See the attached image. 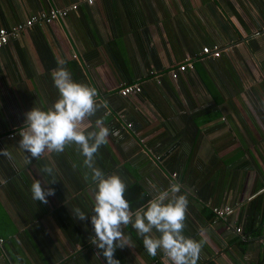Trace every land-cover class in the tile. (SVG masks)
I'll list each match as a JSON object with an SVG mask.
<instances>
[{"label":"crops","instance_id":"0c3cea01","mask_svg":"<svg viewBox=\"0 0 264 264\" xmlns=\"http://www.w3.org/2000/svg\"><path fill=\"white\" fill-rule=\"evenodd\" d=\"M51 12L0 47V151L13 157L0 155V264H106L91 240L94 185L78 146L30 164L17 150L24 114L59 98L58 66L97 89L104 106L87 130L103 118L119 131L95 166L125 181L132 211L151 199L148 180L179 183L183 234L203 244L197 264H264V0H0V29ZM133 84L139 93L118 94ZM35 179L55 189L47 204L32 199ZM123 231L132 246L116 250L120 264H170L130 224Z\"/></svg>","mask_w":264,"mask_h":264},{"label":"clouds","instance_id":"9594fccd","mask_svg":"<svg viewBox=\"0 0 264 264\" xmlns=\"http://www.w3.org/2000/svg\"><path fill=\"white\" fill-rule=\"evenodd\" d=\"M59 98L46 110L33 107L24 114L25 123L19 131L21 139L17 150L25 153V163L39 159L45 152L62 153L67 145L75 144L85 158L83 163L91 171L94 185L93 208L90 222L94 230L92 244L102 251L106 264H120L115 259L116 250L131 247V237L125 235L124 226L131 225L138 237L142 238L143 247L152 257L160 251L170 264H197L203 244L186 237L184 233L188 206L186 195L181 194L179 183H170L164 189L152 180L147 181L151 199L142 207L131 210L125 199L127 184L115 173L106 175L95 166V155L102 145L108 142L109 135L119 137L118 130L112 131L103 118H97L92 130H87L86 121L96 116L104 106L95 99L97 89L73 81L71 73L58 66L51 73ZM0 155L12 159L8 149ZM53 175V168L42 169ZM87 179V177H85ZM57 183L55 179L51 184ZM34 201L47 204V197L55 195V189L44 187L35 179L31 185ZM72 214L81 222L89 216L80 208L72 209ZM153 230L159 236L153 235Z\"/></svg>","mask_w":264,"mask_h":264},{"label":"built area","instance_id":"2783aa9c","mask_svg":"<svg viewBox=\"0 0 264 264\" xmlns=\"http://www.w3.org/2000/svg\"><path fill=\"white\" fill-rule=\"evenodd\" d=\"M84 2L88 3V4H91L92 3V0H83ZM76 8V5H71L69 7V9H72L74 10ZM58 13V12H57ZM63 14V13H62ZM49 16V17H48ZM48 16L46 17L43 13H39V14H35L33 16H31L28 20H26L24 22V24H17L15 25V27L10 30V31H5L4 29H0V47H2L6 42L7 40L14 36L15 32L16 31H21L22 29H24L25 27H29V26H32L40 21H48L50 18H52V16H54V13H49ZM210 52V53H209ZM202 53L203 54H208L213 56V57H218L219 55V51L216 50V49H213L212 51H209L207 49H202ZM184 66L186 65H182L180 67H178V70L182 71L184 70ZM190 68V66L188 67ZM175 74V73H174ZM172 74V77H174L175 75ZM140 92V88L138 85H126L122 88H120L118 90V94L122 97H127V96H133L137 93ZM13 134H8L6 137L7 138H12ZM229 212V209L228 208H218V209H213V213L216 217H219L221 219L224 218V216ZM235 231L237 233H239V229H235ZM261 237L264 239V231L261 232ZM2 242L3 240L0 239V247L2 245Z\"/></svg>","mask_w":264,"mask_h":264},{"label":"trees","instance_id":"16d2710c","mask_svg":"<svg viewBox=\"0 0 264 264\" xmlns=\"http://www.w3.org/2000/svg\"><path fill=\"white\" fill-rule=\"evenodd\" d=\"M8 40H9V39H8ZM8 40H7V41H8ZM6 43H7V42H6ZM6 43H5V44H6ZM5 44H4V45H5Z\"/></svg>","mask_w":264,"mask_h":264}]
</instances>
